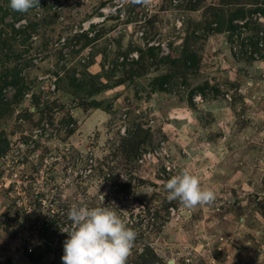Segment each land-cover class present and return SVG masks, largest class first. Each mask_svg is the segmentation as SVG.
<instances>
[{"label":"rangeland","instance_id":"rangeland-1","mask_svg":"<svg viewBox=\"0 0 264 264\" xmlns=\"http://www.w3.org/2000/svg\"><path fill=\"white\" fill-rule=\"evenodd\" d=\"M185 168L211 204L168 199ZM103 204L126 264H264V0H0V264Z\"/></svg>","mask_w":264,"mask_h":264},{"label":"clouds","instance_id":"clouds-1","mask_svg":"<svg viewBox=\"0 0 264 264\" xmlns=\"http://www.w3.org/2000/svg\"><path fill=\"white\" fill-rule=\"evenodd\" d=\"M39 0H9L13 11L27 12ZM169 200L179 199L184 207L211 204L215 193L200 185L199 177L182 169L165 182ZM99 207L72 206L68 219L71 229L66 231L62 264H126L136 238V232L117 215L114 204Z\"/></svg>","mask_w":264,"mask_h":264},{"label":"built area","instance_id":"built-area-1","mask_svg":"<svg viewBox=\"0 0 264 264\" xmlns=\"http://www.w3.org/2000/svg\"><path fill=\"white\" fill-rule=\"evenodd\" d=\"M167 168L169 169V167H167ZM27 251H28V253H32L33 248L32 247H28Z\"/></svg>","mask_w":264,"mask_h":264},{"label":"trees","instance_id":"trees-1","mask_svg":"<svg viewBox=\"0 0 264 264\" xmlns=\"http://www.w3.org/2000/svg\"><path fill=\"white\" fill-rule=\"evenodd\" d=\"M256 10H257V11H258V10H263V8H262V9H256ZM256 10H254V11H256ZM125 180H127V179H125ZM127 181H128V180H127ZM143 253H144V252H143ZM141 254H142V253H141ZM146 261H147V260H146Z\"/></svg>","mask_w":264,"mask_h":264},{"label":"water","instance_id":"water-1","mask_svg":"<svg viewBox=\"0 0 264 264\" xmlns=\"http://www.w3.org/2000/svg\"><path fill=\"white\" fill-rule=\"evenodd\" d=\"M15 261H16V259H15Z\"/></svg>","mask_w":264,"mask_h":264}]
</instances>
